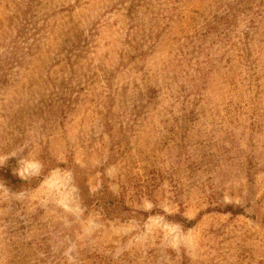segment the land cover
I'll use <instances>...</instances> for the list:
<instances>
[{
  "label": "rangeland",
  "instance_id": "rangeland-1",
  "mask_svg": "<svg viewBox=\"0 0 264 264\" xmlns=\"http://www.w3.org/2000/svg\"><path fill=\"white\" fill-rule=\"evenodd\" d=\"M9 158L39 178L0 181V264H264V0H0ZM68 161L131 215L84 208Z\"/></svg>",
  "mask_w": 264,
  "mask_h": 264
},
{
  "label": "trees",
  "instance_id": "trees-1",
  "mask_svg": "<svg viewBox=\"0 0 264 264\" xmlns=\"http://www.w3.org/2000/svg\"><path fill=\"white\" fill-rule=\"evenodd\" d=\"M12 54H14V52H12ZM10 58H8L7 60H9ZM57 106H60L59 103H57L55 107ZM114 145V147L111 146V151L119 153L117 142L116 144L114 143ZM111 155H115L114 152H112ZM12 161L13 160L9 158L4 164H0V181H2L10 189L18 190L23 186L33 185V180H38L39 177L31 178L29 180L21 179L20 177H18L12 171ZM60 166L70 169L72 181L77 190L80 204L84 208L96 210L104 218H128L129 215H131V209L125 204L124 200V193L126 191L125 186H121L123 193H119L117 195L113 194L109 190V186L105 183L101 184V186H99V188L94 192H90L87 184L85 183L83 174L77 170L76 165H74L71 161H68V163L60 164ZM141 168L143 170V175L145 176L143 180V188H138L136 192H138L139 194L147 195V198L149 200L154 201V192L157 188L159 179L162 177L161 169L160 167L156 166L154 160L148 156L147 164H143ZM30 180H32V182H30ZM224 210L232 214L240 213L241 211L237 206L231 205H226ZM174 219L183 227L189 226L193 222L192 220H186L185 218L178 215H174Z\"/></svg>",
  "mask_w": 264,
  "mask_h": 264
}]
</instances>
